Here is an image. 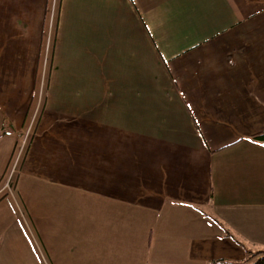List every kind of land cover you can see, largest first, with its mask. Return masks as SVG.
Masks as SVG:
<instances>
[{
    "label": "crops",
    "instance_id": "crops-1",
    "mask_svg": "<svg viewBox=\"0 0 264 264\" xmlns=\"http://www.w3.org/2000/svg\"><path fill=\"white\" fill-rule=\"evenodd\" d=\"M259 134L264 0H0V264H252Z\"/></svg>",
    "mask_w": 264,
    "mask_h": 264
},
{
    "label": "rangeland",
    "instance_id": "rangeland-1",
    "mask_svg": "<svg viewBox=\"0 0 264 264\" xmlns=\"http://www.w3.org/2000/svg\"><path fill=\"white\" fill-rule=\"evenodd\" d=\"M23 150V148H22ZM17 158L14 160V163L12 165V167L9 169V171L5 174V176L3 177V180L1 178V184L0 187H3V184L6 185L7 183H9L10 187H13V183L15 182V165L17 164ZM8 187V191L10 192V190L12 188Z\"/></svg>",
    "mask_w": 264,
    "mask_h": 264
},
{
    "label": "trees",
    "instance_id": "trees-1",
    "mask_svg": "<svg viewBox=\"0 0 264 264\" xmlns=\"http://www.w3.org/2000/svg\"><path fill=\"white\" fill-rule=\"evenodd\" d=\"M256 137L264 139V134H259ZM243 264H248V262H245ZM252 264H264V254H260V257L255 262H253Z\"/></svg>",
    "mask_w": 264,
    "mask_h": 264
},
{
    "label": "built area",
    "instance_id": "built-area-1",
    "mask_svg": "<svg viewBox=\"0 0 264 264\" xmlns=\"http://www.w3.org/2000/svg\"><path fill=\"white\" fill-rule=\"evenodd\" d=\"M8 187H10L9 183H7V184L5 185V188H8Z\"/></svg>",
    "mask_w": 264,
    "mask_h": 264
}]
</instances>
